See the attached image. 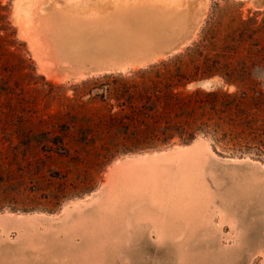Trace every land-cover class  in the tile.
Instances as JSON below:
<instances>
[{"label":"rangeland","instance_id":"obj_1","mask_svg":"<svg viewBox=\"0 0 264 264\" xmlns=\"http://www.w3.org/2000/svg\"><path fill=\"white\" fill-rule=\"evenodd\" d=\"M21 1L0 0V264H264V13L249 7L252 0H184L183 10L192 2L201 18L177 52L126 73L79 81H58L67 75L47 52L65 43L63 20L52 24L56 37L46 31L38 6L46 0H36L32 36L24 29V37L15 19ZM57 1L69 7L92 2ZM140 1L128 7L159 6ZM214 4L218 48L211 50L239 79L235 85L206 79V90L247 96L232 113L234 123L222 120L217 137L225 140L198 135L189 144L175 139L125 152L131 144L108 118L113 102L92 98L95 89L167 85L165 74L136 73L201 39L205 47ZM26 18L25 24L19 19L24 28ZM180 152L185 156L154 170L153 180L147 173L122 180L117 172L128 160ZM178 201L188 205L173 212Z\"/></svg>","mask_w":264,"mask_h":264},{"label":"trees","instance_id":"obj_2","mask_svg":"<svg viewBox=\"0 0 264 264\" xmlns=\"http://www.w3.org/2000/svg\"><path fill=\"white\" fill-rule=\"evenodd\" d=\"M216 5L208 19L205 47L201 39L182 54L136 73L142 77L153 75L157 79L165 74L167 85L157 86L159 83L154 82V86H103L100 93L95 89L92 98L102 103L113 102L108 105V118L117 122L121 136L131 144L124 148L125 152L159 148L175 139L189 144L198 135H210L218 143L225 140L224 134L217 137L224 123L222 120L234 123L232 113L240 110L238 104L247 96L228 94L220 87L187 89V85L215 77L228 85L237 84L239 79L215 62L218 54L211 50L218 48L213 33ZM255 13L263 15L264 12ZM257 94L263 97L262 92Z\"/></svg>","mask_w":264,"mask_h":264},{"label":"bare ground","instance_id":"obj_3","mask_svg":"<svg viewBox=\"0 0 264 264\" xmlns=\"http://www.w3.org/2000/svg\"><path fill=\"white\" fill-rule=\"evenodd\" d=\"M35 1L36 0H22L21 3L18 4L16 12H15L16 22L22 28L21 32L23 33V30L26 29L25 32L27 33V35L29 34L31 36H32V34L30 33V29H32V26L34 24V19L36 17V15H34V9L32 6V4ZM130 1H132L131 3L136 2V0H92L91 3H83V4L79 5V7H76V6L69 7V6L63 5L62 3H59L57 0H48V1L46 0V1H41V3L38 4V6L40 7L39 8L40 12H42L43 15H45L44 20H45V27L47 28L46 31L49 29H50V32L54 31L53 33H54L55 37L58 35V33L56 30H52L55 27L52 24H55L57 21H60V19L63 20V27H61V28L64 30L62 31L61 34L64 35L63 39L65 40V43L63 45H61L62 43L58 42L56 45H54V50L56 49L59 51L58 57L60 58V60H64V59L69 60V59H71V57L72 58L73 57H80V58L85 57L84 54H86V50H84V49H86V46L89 45V44H85V43L89 42L90 35L93 33V31H94V35L92 36V37H94L93 43L95 45H98L97 47H100V48L102 47L103 49H106V50L113 48L115 50L125 49L128 52L130 50H134V52H136V48L140 47L137 40L131 41L128 39V37H120V39L111 38L109 41H106L105 36L100 34L101 31H103L105 28H107V16L109 17V15H107V14H112V13L116 12V14H117L116 16L120 17L119 16L120 14H123L125 10L129 9L128 5L131 6L130 4H127ZM145 1H148V2H145ZM140 3L141 4H147L148 3V4H151L153 6L159 5L158 7L161 10L163 9V10L168 11V13H166L164 15L165 17L162 18L160 15L157 17L158 19L162 18L161 22L163 23L162 25H164V28L162 30L158 31V35H157L158 37H160V35H161V37H164L163 35H167L170 33H173V34L179 33L181 31L180 29H184L183 28L184 24L181 23L183 18L185 17V10H183L185 8L184 0H141L139 2V4ZM249 7L253 10H256L259 12H261V11L264 12V9L255 8L253 6L252 2L250 3ZM20 14H21V16H20ZM25 16H27L26 20H28V23H27L28 27L27 28H24L22 25V24H25V22H26ZM20 17L22 18V21H21V23L23 22L22 24L19 22ZM118 17H115L113 19L111 18L109 20L110 26H112L113 31H114V27H116V29H118V31H120L119 29L121 27L118 24H120L121 22H120ZM105 31H106V29H105ZM113 33H115V31ZM27 35H24V33H23L24 37H27ZM33 37L34 38L32 40L35 41V45L37 46L38 45L37 39L34 35H33ZM71 39H73V40H71ZM161 43H162V41L157 42V44H161ZM143 45L144 46L151 45V43H145ZM47 52H48V55L51 59V62L57 64V60L59 58L55 57L56 54L54 55V53H52L51 50H48ZM73 54H77V55L74 56ZM36 58H37L38 62L41 64L42 63L41 59H43V58H41L40 55H37ZM46 66L48 67V64ZM41 67L42 68L44 67V69H45L46 68L45 63L43 65L41 64ZM43 71L47 72L46 70H43ZM48 72H49V70H48ZM122 73H126V71H122ZM109 74L110 73L99 74V75H109ZM47 75H49V74H47ZM94 76H98V75H94ZM88 77H92V76H85L81 79L71 80L67 76L59 75V78L57 80L58 81H79V80H82V79H85ZM183 156H185V152L174 153V154H169V155L153 156V157L144 158V159L128 160V161L124 162L123 166L120 167L117 172H118V174H120V178L122 180L128 179L129 177L131 178L132 175L140 174V173H147L146 178L147 179L150 178L151 180H153L152 173H154L153 172L154 170L161 168L164 165H167L168 163H170V160L172 158L175 159V157H177V159H180V158H183ZM141 182H142V180H141ZM152 187L153 186H151V188ZM187 205L183 204L182 201L181 202L178 201L177 203L171 204L173 212H179V209L182 208V206L187 207ZM147 213H148V211H147ZM147 213L144 211L142 215L143 216L147 215V217H148L149 213L148 214ZM144 219H145V217H144ZM26 221L28 222L30 220L27 219ZM26 243H27V241H26ZM62 248H63V246H62ZM67 249H69V248H67ZM59 250H60V246H59ZM77 252H78V250H77ZM58 254L59 253H57V255ZM78 255L80 256L81 254H78ZM68 256L70 258V255H68ZM38 257H40V255ZM45 257H43V258H45ZM47 260H48V258H47Z\"/></svg>","mask_w":264,"mask_h":264},{"label":"water","instance_id":"obj_4","mask_svg":"<svg viewBox=\"0 0 264 264\" xmlns=\"http://www.w3.org/2000/svg\"><path fill=\"white\" fill-rule=\"evenodd\" d=\"M252 4L255 8L264 9V0H252ZM166 13L168 11L161 10L159 7H131L125 10L123 14H120V17L116 16V12L107 14L109 17L107 16L106 31L104 29L100 34L105 36L106 41L111 38L120 39V37H128L131 41L137 40L140 47L136 48V52L134 50L128 52L125 49L115 50L113 48L106 50L102 47H97L98 45L93 43V31L89 42L85 43L89 44L84 49L86 50L85 57H71L69 60H60L58 57L59 51L54 50L55 57L59 58L57 60L59 70L72 79H81L85 76L120 73L127 69L144 66L158 58L172 55L191 39L199 26L201 12L196 9L192 2H189L186 6L185 17L181 22L184 24V29H180L179 33L163 35L164 37L160 35V38L157 35L158 31L164 28L161 20ZM159 15L162 17L161 19L157 18ZM115 17L119 18L121 23L118 25L121 28L118 31L114 27L115 33H113L109 20ZM149 32L152 37L143 36L144 33L148 34ZM158 41H162V43L157 44ZM145 43H151V45L144 46L143 44ZM210 84V80H203L199 81L195 87L208 89L211 87L209 86Z\"/></svg>","mask_w":264,"mask_h":264}]
</instances>
